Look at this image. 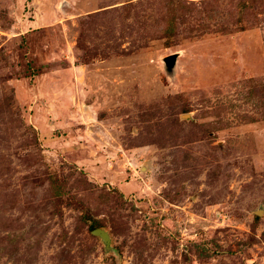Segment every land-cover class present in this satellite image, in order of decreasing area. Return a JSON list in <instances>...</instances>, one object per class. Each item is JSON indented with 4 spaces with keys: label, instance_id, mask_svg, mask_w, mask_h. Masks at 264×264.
<instances>
[{
    "label": "rangeland",
    "instance_id": "1",
    "mask_svg": "<svg viewBox=\"0 0 264 264\" xmlns=\"http://www.w3.org/2000/svg\"><path fill=\"white\" fill-rule=\"evenodd\" d=\"M0 264H264V0H0Z\"/></svg>",
    "mask_w": 264,
    "mask_h": 264
},
{
    "label": "water",
    "instance_id": "2",
    "mask_svg": "<svg viewBox=\"0 0 264 264\" xmlns=\"http://www.w3.org/2000/svg\"><path fill=\"white\" fill-rule=\"evenodd\" d=\"M174 60H175V57L172 56V57H168V58L165 60V62H166L168 65H171V64L174 62ZM92 233H93L94 235H98V236H100V237H103V236H104L103 233H102L100 230H94Z\"/></svg>",
    "mask_w": 264,
    "mask_h": 264
}]
</instances>
